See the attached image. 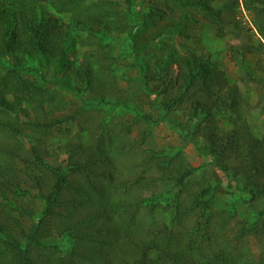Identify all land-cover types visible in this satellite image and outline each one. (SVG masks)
Returning <instances> with one entry per match:
<instances>
[{"label":"trees","instance_id":"obj_1","mask_svg":"<svg viewBox=\"0 0 264 264\" xmlns=\"http://www.w3.org/2000/svg\"><path fill=\"white\" fill-rule=\"evenodd\" d=\"M125 1L128 12L132 10L127 15L113 7H108L115 9L109 15L84 11L79 0H12L16 5L0 4V58L11 61L6 71L0 73V264H198L178 250V237L166 225L153 227L138 220L142 209L151 213L154 208H161L160 196L151 190L157 182H172L177 193L163 208L170 211L171 224L181 225L192 214L200 218L199 224L191 226L187 251L202 248L209 221L204 212L211 203V198L205 197L211 186L207 179L197 190L189 186L185 179L195 168L180 152H143L144 168L159 174L145 181L143 187L151 190L150 196L114 200L113 189L124 188V194H131L136 182L127 186L128 181L119 180L118 185L114 184L115 168L109 154L111 138L107 134L92 133L94 140L88 149L77 142L67 161L58 164L45 162L47 153L42 147H27L24 142L27 130L48 138L61 122L55 118L40 119L45 116L42 108L52 101V94L27 76L38 74L44 83L46 73L42 75L41 68L51 67L50 79L63 90L94 93L97 102L115 105L108 97L112 98L115 93L117 58L92 52L80 61L72 56L77 47L76 37L85 32L91 38L106 40L109 46L125 41L130 45L128 56L135 67H140L134 56L136 50L151 49V43L161 34L155 30L140 37L136 30L155 28L165 14L156 1L148 6L140 25L135 26L129 23L128 17L137 20L140 12L135 10L134 0ZM210 1L190 0L188 5L200 6L209 20L219 18L220 10L212 9ZM241 2L251 14L261 40L246 45L243 51L261 55L264 53V0ZM44 5L55 13L70 15L69 31L56 17L43 12ZM93 57L97 69L92 65ZM64 59L70 62L65 64ZM167 61L173 62L155 60L154 72L149 73L150 65L142 75L147 81L157 83L152 91L160 109L169 113L188 102L189 126L195 128L194 134L206 139L211 158L219 160L224 168L226 160L239 161L231 167L234 173L230 180L243 177V188L250 194L251 202L264 198V178L258 180L264 169V134L260 139L248 135L243 145L237 136H226L222 142L209 127L201 126L203 118L211 121L217 115L236 110L240 99L238 87L233 85L218 93L212 63L194 54L178 60L179 75L175 77L168 72ZM122 128L127 132L128 127ZM220 171L228 181L229 175L221 168ZM22 185L36 192L42 203L41 210L35 212L32 207L20 204L28 192ZM117 217L120 220L115 223ZM263 232L264 221L252 229L254 236ZM210 240L205 238V242ZM228 258L214 254L205 264H228Z\"/></svg>","mask_w":264,"mask_h":264},{"label":"rangeland","instance_id":"obj_2","mask_svg":"<svg viewBox=\"0 0 264 264\" xmlns=\"http://www.w3.org/2000/svg\"><path fill=\"white\" fill-rule=\"evenodd\" d=\"M79 1L84 11L91 10L93 13L109 15L116 9L127 15L132 11L128 12L125 0ZM109 1L111 4H108ZM156 1L160 2L158 7L165 14L164 20L155 28H142L141 32L136 30V33L144 37L158 30L161 35L151 43V49L136 50L134 56L138 58L140 67H135L132 58L128 56L130 45L125 41H117L109 46L106 40L96 36L91 38L85 32H81L80 38L75 39L78 48L75 47L72 58L78 61L90 57L91 52L95 55L107 53L117 58L119 72L114 80L115 93L112 98L108 97L111 104L115 105L97 102L94 99L97 94L94 93L80 94L63 90L50 79L48 73L51 67L48 70L40 69L42 75L46 73L44 83L38 74L27 76L52 94V101L42 108L45 116L40 119L48 121L55 118L61 122L48 138L27 130L24 142L27 147H42L47 153L45 162L58 164L67 161L77 142L88 149L94 140L92 133L96 136L101 132L107 134L111 138L109 154L112 155L115 168L114 184L118 185L119 180L128 181L127 186L136 182L131 194H124V188L121 192L117 188L113 189L112 199L144 198L150 196L153 190L156 196H160L161 208L156 207L151 213L142 209L138 220L153 227L166 225L178 237V250L188 254L198 264H205L214 254L229 257L227 262L230 264H264V232L255 236L252 234V229L264 221V198L251 202L250 194L243 188V177L230 180L234 173L231 167L239 161L226 160L227 166L224 168L219 160L211 158L206 139L194 134L195 128L189 126L191 112L188 102L169 113L163 112L152 91L157 83L147 81L142 76L150 65L149 73L154 72L156 67L152 64L155 60L171 59L173 62L169 64L167 61L165 65L172 77L179 75L178 60L191 54L210 61L216 91L222 94L236 85L240 99L236 110L217 115L211 121L203 118L201 126L209 127V131L222 142L226 136H237L239 144L243 145H246L245 138L248 135L260 139L264 134V53L254 55L243 51L246 45L261 41L252 16L241 0H211L212 9L220 10L219 18L211 20L200 6L188 5L190 0H134L133 6L140 13L137 20L128 17L129 23L140 25L148 6ZM9 3L14 4L12 0H0L2 5ZM43 12L56 17L64 29L69 31L68 13H55L48 5H44ZM81 40L87 41L81 43ZM137 46H140V42H137ZM5 58H0V73L11 65V61ZM63 61L65 64L70 62L68 59ZM95 61L93 57L92 65L97 69ZM123 126L128 127L127 132L123 131ZM145 151H165L168 154L180 152L185 161L195 168L193 174L185 179L193 190L202 186L204 179L209 181L211 191L205 199L210 197L211 203L204 215L209 218L206 226L208 235L205 238L211 240L205 242L204 238L200 250L187 251L191 226L199 224L200 218L192 214L186 216L181 225L171 224L170 211L163 208L177 193L172 182H157V186L151 190L143 187L146 180L159 176L153 169L144 168L142 153ZM220 168L226 176L229 175V182ZM263 178L264 169L258 180ZM137 183L142 188H137ZM22 188L28 192L21 198L20 204L32 207L35 212L41 210L42 203L36 192L26 185H22ZM118 220L119 217L115 223ZM199 227L202 228V225ZM217 261L220 262L219 259Z\"/></svg>","mask_w":264,"mask_h":264}]
</instances>
